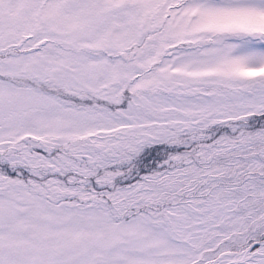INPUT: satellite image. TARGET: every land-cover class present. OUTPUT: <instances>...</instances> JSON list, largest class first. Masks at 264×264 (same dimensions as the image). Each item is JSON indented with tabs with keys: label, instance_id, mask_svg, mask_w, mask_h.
I'll return each mask as SVG.
<instances>
[{
	"label": "snow or ice",
	"instance_id": "1",
	"mask_svg": "<svg viewBox=\"0 0 264 264\" xmlns=\"http://www.w3.org/2000/svg\"><path fill=\"white\" fill-rule=\"evenodd\" d=\"M0 264H264V0H0Z\"/></svg>",
	"mask_w": 264,
	"mask_h": 264
}]
</instances>
